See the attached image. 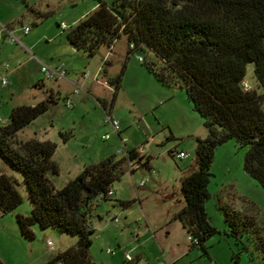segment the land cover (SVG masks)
<instances>
[{"label":"rangeland","instance_id":"374dc122","mask_svg":"<svg viewBox=\"0 0 264 264\" xmlns=\"http://www.w3.org/2000/svg\"><path fill=\"white\" fill-rule=\"evenodd\" d=\"M27 1L29 8L24 0H0V21L9 18L14 26V32L10 33L8 26L0 22V127L7 123L14 108L34 106L48 100L53 92L56 103L19 132L17 138L22 142L37 139L57 144L53 160L59 165L60 174L50 178L58 190L74 180L85 166L109 157L121 159L127 151L137 150L151 158V171L133 167L137 169L134 174L128 171L114 184V196L96 204L90 218L95 230L90 248L94 262L211 264L213 260L236 264L240 257V264H262L250 234L234 235L220 209L221 205L233 207L236 212L252 217L256 226L264 227V188L245 172L248 147L231 140L216 149L208 188L211 197L205 209L217 233L206 242V255L202 248L192 245L175 219L185 205L181 181L197 167L196 140L208 136L204 119L194 110L186 92L164 87L148 72L140 60L147 58V51H136L127 57L126 37L111 49L102 47L94 57L73 50L66 38L68 30L91 13L99 0ZM18 10L22 14L15 17ZM26 27L30 32L25 35ZM105 61L111 63L106 66L107 75L102 70ZM41 63L63 68L65 79L47 80L41 72ZM124 65L126 70L112 117L119 122L125 142L108 121L100 103V100L111 102L114 90L107 79L115 78ZM84 75H88L86 79ZM3 77L12 85L3 86ZM40 81H44V88L36 87ZM244 82L250 90L264 95L254 77L253 65L248 66ZM67 98L72 99L73 109L66 106ZM141 120L151 136L140 128ZM63 135L69 138L68 142H64ZM180 152L188 158H177ZM1 174L15 182L23 199L14 213L0 215V260L4 264H47L57 254L78 244L79 236L53 228L46 231L34 228L33 240L23 238L16 215L31 214L28 189L23 176L2 160ZM142 181H147L143 187ZM120 202L132 205L124 208Z\"/></svg>","mask_w":264,"mask_h":264},{"label":"trees","instance_id":"16d2710c","mask_svg":"<svg viewBox=\"0 0 264 264\" xmlns=\"http://www.w3.org/2000/svg\"><path fill=\"white\" fill-rule=\"evenodd\" d=\"M122 37L127 39V57L147 51L142 62L148 72L164 87L185 91L204 119L208 136L196 140L197 167L181 181L185 205L175 219L192 245L208 255L206 242L217 233L205 209L211 197L208 188L216 149L231 140L247 146L245 172L264 188V95L246 89L244 82L248 66L253 65L254 77L264 89V0H99L66 36L75 51L89 57L102 47L111 49ZM110 64L104 63L105 75ZM125 70L126 65L115 78L107 79L114 90L110 103L100 100L107 117L112 116ZM44 86V81L36 84ZM55 103L51 92L48 100L11 111L7 123L0 127V160L23 176L28 189L31 214L16 215L22 237L33 240L37 227L79 236L76 246L47 264H96L90 253L95 233L90 218L96 204L113 197L109 192L128 171H137L130 170L131 163L151 171V158L137 150L127 151L121 159L112 156L85 166L74 180L56 189L50 176L60 174L53 160L57 144L17 138ZM63 138L68 142L67 136ZM22 203L15 182L1 174L0 215L14 213ZM120 205L128 208L132 202ZM220 209L234 235L250 234L264 264V227L256 226L252 217L233 207L221 205ZM239 260L235 263L240 264ZM0 264L4 263L0 260Z\"/></svg>","mask_w":264,"mask_h":264},{"label":"built area","instance_id":"2783aa9c","mask_svg":"<svg viewBox=\"0 0 264 264\" xmlns=\"http://www.w3.org/2000/svg\"><path fill=\"white\" fill-rule=\"evenodd\" d=\"M63 28L66 29L65 26ZM24 32L27 34L28 32H30V29L28 27H26L24 29ZM13 40L14 41H17V39L14 38V37H13ZM140 60L143 61V59H140ZM41 72L44 74V76L46 77L47 80H54V81H57L58 82V81H61V80H64L65 79V74H64L62 68H60V67H53V68H51V67L42 65ZM85 76L87 77L88 75H85ZM1 81H2V85L3 86L8 87V86H11L12 85V83L9 81V79L7 77H3ZM245 87H246V89H249V87L247 86V84H245ZM65 104L70 109H73L74 108V103H73L72 99H68L67 98L65 100ZM108 121L114 127L115 131L120 136L121 140L123 142H125L123 140V138L121 137V135H120L121 134V131H120V124H119V122L116 119H114L112 116H108ZM109 137L110 136L108 135L106 137V139L109 138ZM177 158H179V159H187L188 158V155L186 153H184V152H180V153L177 154ZM130 167H131V170L134 169L133 167H135V168L138 169L139 168V165H136L135 166V164L131 163L130 164ZM146 182L147 181H142L141 184H140V186L141 187L145 186ZM109 195L110 196H114V192L111 190L109 192ZM115 223H116V226H117V224L119 223V221L116 220ZM50 245H52V244L50 243ZM109 253L112 254V255L115 254L112 251H109ZM127 257H128V259H130V256L128 254H127Z\"/></svg>","mask_w":264,"mask_h":264},{"label":"crops","instance_id":"0c3cea01","mask_svg":"<svg viewBox=\"0 0 264 264\" xmlns=\"http://www.w3.org/2000/svg\"><path fill=\"white\" fill-rule=\"evenodd\" d=\"M24 2H27L26 3V6L25 7H28L29 8V5H28V1L27 0H24ZM20 9V8H19ZM22 13H21V10H18L17 11V14H15V17L17 16V15H21ZM13 18V17H12ZM10 19L9 18H3V19H1V24L2 25H4V26H8L7 28H8V31L11 33V32H14V26H13V21H9ZM9 24V25H8ZM24 34L26 35V33L24 32ZM14 38H16V37H14ZM17 42H18V39H17ZM74 50V49H73ZM41 65H43V63H41ZM61 68V67H60ZM63 69V68H62ZM86 76L84 75L83 76V78L84 79H86L85 78ZM57 82V81H56ZM72 82V84H76V82L75 81H71ZM143 120H141L140 121V123L142 122ZM139 153H140V155H143V153L141 152V151H139ZM210 263L211 264H219V262L218 261H213V260H211L210 261Z\"/></svg>","mask_w":264,"mask_h":264},{"label":"water","instance_id":"95a60500","mask_svg":"<svg viewBox=\"0 0 264 264\" xmlns=\"http://www.w3.org/2000/svg\"><path fill=\"white\" fill-rule=\"evenodd\" d=\"M140 128L148 135L151 136V133L148 131V128L146 127V124L142 121L140 124Z\"/></svg>","mask_w":264,"mask_h":264}]
</instances>
